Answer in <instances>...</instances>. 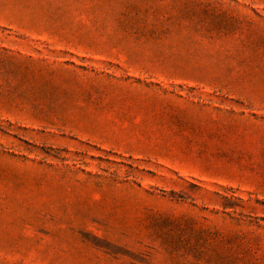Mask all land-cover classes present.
I'll list each match as a JSON object with an SVG mask.
<instances>
[{"label": "rangeland", "instance_id": "obj_1", "mask_svg": "<svg viewBox=\"0 0 264 264\" xmlns=\"http://www.w3.org/2000/svg\"><path fill=\"white\" fill-rule=\"evenodd\" d=\"M0 264H264V0H0Z\"/></svg>", "mask_w": 264, "mask_h": 264}]
</instances>
